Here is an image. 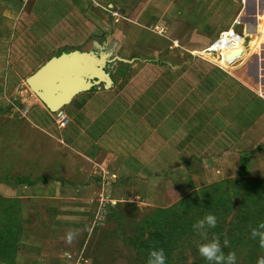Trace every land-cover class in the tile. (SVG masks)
<instances>
[{
    "label": "crops",
    "instance_id": "1",
    "mask_svg": "<svg viewBox=\"0 0 264 264\" xmlns=\"http://www.w3.org/2000/svg\"><path fill=\"white\" fill-rule=\"evenodd\" d=\"M190 1L17 2L11 38H0L3 88L13 76L21 98L52 62L75 67L89 88L61 108L64 127L31 89L21 98L27 114L2 137L0 264H116L130 217L121 209H153L155 220L215 186L264 179V90L204 51L210 39L197 38ZM103 174L110 210L81 227Z\"/></svg>",
    "mask_w": 264,
    "mask_h": 264
},
{
    "label": "rangeland",
    "instance_id": "2",
    "mask_svg": "<svg viewBox=\"0 0 264 264\" xmlns=\"http://www.w3.org/2000/svg\"><path fill=\"white\" fill-rule=\"evenodd\" d=\"M18 1L0 0V38H11L14 18L18 14L14 7ZM190 4L197 16L193 28L198 29L197 38L210 39L204 51L207 50L208 54L235 75L264 90V0H191ZM6 46L7 43L2 40L0 53L5 51ZM4 80L5 75L0 74V139L7 131L12 130L11 132L17 134L16 122H20L22 117L18 111L19 108L22 109V99L27 98L26 90L32 94L31 88L24 83V89L20 88L22 99L16 98V79L13 76L10 78L9 89L6 90L3 88ZM29 118L40 120L39 122L44 120L37 108H32ZM24 130L23 127V132ZM3 147L8 148L5 139L0 141V153L4 155ZM7 156L2 161L9 166L13 162V156ZM110 177L111 175L108 178ZM105 178L107 177L104 174L101 175L100 183H97L99 192L91 200L96 204L95 214L101 199L107 200V212L114 200L112 186L107 189L103 185ZM259 181L257 187L247 182L235 181L224 192L220 186L202 191L199 200L192 203L190 211L185 208L182 210L184 219L153 220V209H143V212L132 206L121 209L130 217L120 224L125 236L119 238L117 248L120 249L112 252L116 256V264H147L150 250L146 246L149 243L153 248L154 242L158 240L153 234L159 229L160 233L166 235L161 245L162 249L165 248L166 264H206L197 251V245L206 241L194 233L192 224L207 213L217 217V225L208 231V239L215 233L220 236L222 243L226 235L230 244L223 251L225 254L235 251L237 264H247L249 259L256 260L262 250L259 248L258 239L250 238V228L264 221V179ZM222 197H227L224 204L220 202ZM90 214L88 211L79 214L78 222L81 227L99 226L105 220L104 218L102 222L94 224V220L89 218ZM142 226L144 232L134 237L137 228L143 230ZM125 242H131L134 250L128 248L129 245Z\"/></svg>",
    "mask_w": 264,
    "mask_h": 264
},
{
    "label": "clouds",
    "instance_id": "3",
    "mask_svg": "<svg viewBox=\"0 0 264 264\" xmlns=\"http://www.w3.org/2000/svg\"><path fill=\"white\" fill-rule=\"evenodd\" d=\"M216 225L217 217L212 213L205 214L192 224L194 233L206 241L197 245L199 255L204 259L206 264H237L235 251H229L227 254L223 251V248L229 247L230 244L226 235L222 243L220 236L215 233L211 239H208V231L214 229ZM250 238L254 240L258 239L259 248L262 250V254L256 259V264H264V221L250 228ZM147 264H166L164 249L150 250Z\"/></svg>",
    "mask_w": 264,
    "mask_h": 264
},
{
    "label": "water",
    "instance_id": "4",
    "mask_svg": "<svg viewBox=\"0 0 264 264\" xmlns=\"http://www.w3.org/2000/svg\"><path fill=\"white\" fill-rule=\"evenodd\" d=\"M63 64H48L45 69L37 72L28 82L31 90L39 97L46 107L53 113H62L61 108L68 103L78 92L74 89L89 88L88 85L78 86V72L75 67L67 73ZM59 66V67H57ZM73 69V70H72ZM52 70L54 73L51 75ZM72 73V74H71ZM79 83V82H78Z\"/></svg>",
    "mask_w": 264,
    "mask_h": 264
},
{
    "label": "trees",
    "instance_id": "5",
    "mask_svg": "<svg viewBox=\"0 0 264 264\" xmlns=\"http://www.w3.org/2000/svg\"><path fill=\"white\" fill-rule=\"evenodd\" d=\"M241 176L244 174L243 172H240ZM248 183V182H247ZM252 186H256L254 185L253 183H250ZM257 187V186H256ZM224 192V191H223ZM227 197H222L221 201L222 204H224L226 201ZM195 202V201H193ZM187 203V202H183L181 204V206L179 208L176 209V211H172V212H169V213H166V211H161L159 212V214L155 217V220L158 219V220H162V219H184L185 216H183V209H187L190 211L191 207H192V203ZM228 202V201H227ZM217 203V202H216ZM153 219V218H152ZM159 225V224H158ZM160 227V225H159ZM153 235L157 236L158 237V240L154 242V246L153 248L149 245V243L147 244L146 247H148L149 250H152V249H159V248H162L161 245L163 243V241H165V234L164 233H160V229L158 230V232H155ZM155 236H154V240H155ZM163 239V241H162ZM165 249V248H164Z\"/></svg>",
    "mask_w": 264,
    "mask_h": 264
},
{
    "label": "built area",
    "instance_id": "6",
    "mask_svg": "<svg viewBox=\"0 0 264 264\" xmlns=\"http://www.w3.org/2000/svg\"><path fill=\"white\" fill-rule=\"evenodd\" d=\"M27 114V111H23L22 115L25 116ZM67 122H65V115L63 113L59 114L58 116V125L59 127H64ZM106 199H101L99 205H98V211L94 216V224H98L102 222V220L105 218L106 215Z\"/></svg>",
    "mask_w": 264,
    "mask_h": 264
}]
</instances>
